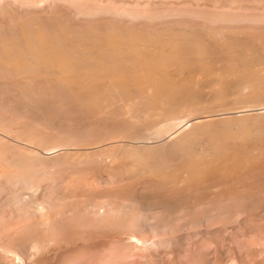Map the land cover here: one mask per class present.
<instances>
[{"label":"bare ground","instance_id":"6f19581e","mask_svg":"<svg viewBox=\"0 0 264 264\" xmlns=\"http://www.w3.org/2000/svg\"><path fill=\"white\" fill-rule=\"evenodd\" d=\"M225 1H227V0H225ZM225 1L223 2V0H222L223 4L226 3L229 6H232L231 5L232 3H228V1L227 2H225ZM232 1L234 4H238V5L240 4V6H242V8H244V9L249 8V6H251V7L253 6V8L256 7L259 9L264 8V0H237V1L232 0ZM19 2H20V0H19ZM230 2H231V0H230ZM106 4H108V3H106ZM236 7H237V5H236ZM23 9H24V6H23ZM16 10L17 9H15V11ZM4 11H5V9H4ZM16 12H18V11H16ZM3 14H8V16L7 15L6 16L8 17L10 23L7 25L8 27L3 26L2 23L0 24V92L2 94H3V92H10L14 98H16L20 101V103L22 100L23 102H25L24 105L27 103L26 106H28V104L30 106H33L34 107L33 110L35 111V113H37V111L40 112V113H38L39 116L42 115L41 111L48 113V115L53 114L51 116L52 118H54L53 117L54 114L57 115L58 119H60L58 117V115L61 116L62 119L64 118V121L62 120V123L58 122L60 124H63L64 122H67V123H69L70 121L72 122L74 120V119L73 120L71 119L72 116L75 113H78L77 115H78V117L80 116L81 121L82 120H83V122L84 121H86V122H88V121L92 122L93 121V124L94 123L100 124V125H98L99 130L101 129L100 131H105L104 133L98 132V134H96L97 133L96 132L95 135L93 134L94 137L88 136V139L85 136L84 137V139L86 138L85 140L82 139L79 141L74 140V138H72L73 139L72 140L70 138H66L67 136H65V137L62 136V137L57 138V140L54 142V145H52L53 141L51 142V144H49L51 136L49 137V142H48V141H46L48 139L44 138L43 137L44 134L42 133L43 134L42 138L44 140L46 139L45 141L42 140V148L46 149L47 151L52 152L53 150L56 151L57 147L61 148V146H59L57 144H60L62 146H66V147L67 146L70 147V143H72V142L74 143L75 148H76L75 152H74L75 149L72 150L73 152L69 151V152H71L69 154H68V152L63 151L69 155L68 156V155L64 154L65 157L68 156L66 159L68 161H70L69 163L72 166L82 168L83 166L88 165L89 166L88 170H92L93 173H90V171L88 172V170L86 172L90 173V174H94V172H95V174H96L94 176L95 179L101 180V181L105 179L104 176H106V175H107L106 177L113 179V177H115L114 174L116 172L117 173L119 172V174H117V176L118 175L120 176L121 171H119V170H124L123 172L126 173L127 178L131 179L133 177L132 179H134V177L135 178L139 177V179L140 178L145 179L146 183L149 182V184L147 185L146 183H143V181H142L143 185L146 184V186H147V187L145 186L146 189L144 186L142 187V189L144 188L143 191H144L145 195L148 196L147 194H150L151 198H156V196L160 197L163 194H165V195H163L161 198H164V196L167 197L168 195L170 197V195H177L178 194L177 196H181V198L174 196L175 199H176V197L179 199H182L183 198L182 191L187 190L186 194H185V191H183V194H185L184 198H189L188 196L193 195L192 198H194V199L197 198L196 200H199V198H200L199 196L201 195L202 192H203L202 195L204 196V194H206L207 191H209V193L205 195L206 197H210L211 195L215 196L216 194H215L214 190L216 188H219V187L222 189L226 188V186L229 183H231L232 187H233V184H235L236 181H238V179H240V178L244 179L245 178L244 175L247 173V170H249V172H251V169L253 171V168H256L259 165L261 166L264 164V38H261L260 36H255V35L250 36L249 34H248L249 35L248 36L247 33H249V32H247V31H246L247 33L246 32L242 33L239 31L240 32L239 34H236L238 32L234 31L236 34L235 36H232V35H234L233 34L234 32H232V34H231L227 30L226 31L228 33L227 32H226V34L223 33V34H225L223 36H219V34H221L222 31L221 32L215 31V32H217V34L214 32H211V31L204 32V34H201L203 32H201V31L196 32L197 28L195 30V29H193L195 27H190V26H188V24H187V26L189 27V29L187 28V26H186V28H187L186 29L185 27H182V26L179 27L177 25H176L177 27H174L172 25L167 26V25H160V24H159V26H153L154 25L153 22L152 23L150 22L152 24V26L150 24V25H148L149 27H144L143 29L142 28L138 29V28H133V27H127V26L114 27V26H112L114 24H112V25H108V24L105 25L104 24L105 26L103 25L104 27L101 28L100 26L94 25V24H91V25L89 24V25H85V26L80 24L81 26L80 25L72 26V24L70 25L68 23L69 21L66 22L63 19V17L60 15H58V16L56 15L55 19L51 18V20H49V22H46V21H48V19L46 21L44 20V23H43V22H41V20L38 21V20H36V18H34L32 16H31L32 18H29V17L25 18V16L22 17V16H20L21 13L19 15V13L16 14V13H14V11H12V12L8 11V13H3ZM155 15H154V17H155ZM35 16H37V14ZM146 16H148V15H146ZM191 16H194V15L191 14ZM194 17H196V16H194ZM225 17H224V19H225ZM103 18H104V16H103ZM219 19H221V18H219ZM227 19H229V18L227 17ZM154 20H155V18H154ZM207 20H209V19H207ZM132 21L134 22V20H132ZM138 22H140V21H138ZM196 22H197V20H196ZM229 22H230V20H229ZM244 23L246 24V22H244ZM212 24H213V22H212ZM235 25H237V23ZM201 30H203V29H201ZM228 34H230V35H228ZM260 34L261 33H259V35ZM256 35H257V33H256ZM263 37H264V35H263ZM1 93H0V96H2ZM3 95H6V94H3ZM4 97H6V96H4ZM9 99H11V97ZM28 108H30V107H28ZM32 108H30V109H32ZM17 110L19 111V109H17ZM29 111H30V113L33 112L32 113L33 115H31L28 112L31 115V116L29 115L30 118H32V116H34L35 113L32 110H29ZM28 113H27V115H28ZM38 114H36V115H38ZM43 114H45V113H43ZM0 115H1V112H0ZM45 115H46L45 118L48 117L47 114H45ZM50 115H49V117H50ZM77 115H75V116H77ZM35 116H34V119H35ZM0 117H3V116H0ZM5 117H3V118H5ZM51 117H50V119H51ZM78 117H77V120H79ZM26 118H28V116ZM5 119L8 120L7 118H5ZM32 119H30V121ZM22 120H23V118H22ZM28 121H29V119H28ZM35 121H36V119H35ZM39 121H40V118H39ZM41 122L42 121H40L39 123L41 124ZM43 122H46V121L43 120ZM81 123H76V124L81 125ZM30 124H31V122H30ZM37 124H38V121H37ZM50 124H52V122H50ZM56 124L54 125V128L55 127L57 129L61 128L58 125L56 126ZM82 124H84V123H82ZM182 124H184V126H186L185 130H182V131L180 130L179 134H177L176 136L173 137V142H172L171 146L168 145V146H170V148H169V151L167 153H166V151H165V153L162 151L165 149H162V150L157 149L156 151H154V149H156L158 147L157 145H156L157 147H155V145H153L155 147L154 148V147H150L149 145H148L149 147L148 146L146 147V146H144L145 144L144 145L134 144V142L138 141L139 139H141V141H142L143 138H141V137H143L147 134L151 135L152 133L156 132V133H160V134H158V136H159V135H162L166 132H169L172 128L175 129V126H177V125L180 126ZM3 125H5L4 122H3ZM67 125L69 126L70 124H67ZM72 125H75V124H72ZM0 126H1V124H0ZM94 126H93V128L90 127V129L92 128V130H94ZM10 127H12V126H10ZM71 127H73V126H71ZM6 128L7 127H5V129ZM17 128L18 127H16V129ZM24 128H21L20 130H22ZM26 128H27V125H26ZM29 128H31V127H29ZM56 128L54 130H56ZM16 129H14V131ZM34 129H32V130H34ZM53 129H51V130H53ZM66 129L67 128H65L63 130H65V132H66ZM77 129H79V128L77 127ZM82 129L79 131H82ZM95 129H97V126ZM37 130H39V129H37ZM45 130H47V129H45ZM60 130L63 132L62 129H60ZM75 130H76V128H75ZM1 131H3V129ZM26 131H28V130H26ZM29 131H31V130H29ZM58 131H59V129H58ZM76 131H75V133H76ZM17 132L21 133V131H17ZM37 132L39 133L40 131H37ZM6 133L7 132H5V134ZM32 133H33V131H32ZM38 133H36V135ZM48 133H49V131H48ZM68 133H70V131ZM81 133H84V132H81ZM101 133H103V135L100 136ZM105 133H107V134L105 135ZM22 134L24 135V133H22ZM39 135H40V133H39ZM59 135H61V134H59ZM155 136H157V135H155ZM11 137H13V136L11 135ZM35 137H37V136H35ZM70 137H72V136H70ZM148 137H150V136H146V138H148ZM166 137H169V136H166ZM28 139L30 140L31 138H28ZM51 140H53V139H51ZM120 140H122V142H120ZM39 141H38V143H39ZM107 141L112 142V143L109 142L110 146H105V145H107L106 144ZM126 141H128V142H126ZM56 142H57V144H56ZM40 143H41V141H40ZM9 144H11V143H9ZM35 144H37V143H35ZM39 145H41V144H39ZM19 146H21V144ZM28 146H29V144H28ZM35 146H38V145H35ZM21 147H24V146H21ZM7 148L9 149L10 147H7ZM19 148H18V150H16V152L17 151L20 152ZM29 148L27 147V149H29ZM77 148H79V149H77ZM27 149H26V151H27ZM32 149L34 150V147ZM32 149L30 148L29 151L23 152L22 154L18 153L19 156H17V157H15V155H14L15 153H12L14 156L12 159L9 160L6 157L3 160L7 159L6 161L7 162L9 161L10 165L14 164L13 167L16 166L17 164H20L23 161L27 164H25V165L23 164V166L17 165L16 167H18V166L26 167L28 164H30V165H33L32 168L34 169V166H35L34 163H37V162L39 164L46 165L45 162H47L46 160L48 159L49 156L48 157L46 156L47 158L44 157V155H43L45 153V152L43 153L44 149L41 150L43 154H41L38 151V150H40L38 148H37V152L33 151ZM69 149H71V147ZM69 149H67V150H69ZM24 150H25V147H24ZM5 152H7V151H5ZM51 152L49 154H51ZM40 154H41V156H40ZM57 155L58 154H56V156ZM165 155L167 157H165ZM59 156H58V160H59ZM10 157H12V155ZM54 157H55V155H54ZM167 158H170L169 161H167ZM0 162H1V160H0ZM52 162H53V160H52ZM61 162H63V161H61ZM53 163H52V165H54ZM38 165L36 167H38ZM100 165H102V166L106 165V171L109 168V173L103 174V173H105L104 172L105 169L102 170L103 172H101L100 171V169H101ZM1 167H2V165H1ZM8 167H12V166H8ZM119 167H121L122 169L121 168L119 169ZM27 168H29V167L27 166ZM32 168H30V170ZM39 168H41V167H39ZM47 168H49V167H47ZM73 169H76V168H73ZM70 170H72V168ZM5 171H7V169H4V174H5ZM23 171H26V170H23ZM48 172H50V171H48ZM66 172H68V171H66ZM249 172H248V174H249ZM253 172H255V171H253ZM9 173L10 172L6 173V176H9ZM21 173H24V172L21 171ZM27 173L29 174V172H27ZM45 173H47V172H45ZM18 174L19 173H17L16 177H19ZM41 174H42V172H41ZM250 174H252V173H250ZM253 175L254 174H252V176ZM11 176H13V175H11ZM11 176H9V178H11ZM33 176H34V174H33ZM16 177L14 176V178H16ZM21 177H20V179H22ZM25 177H26V175H25ZM31 178L33 179V177H31ZM115 178H114V181H116ZM23 179H24V177H23ZM75 179H77V178H75ZM16 180H19V179H16ZM52 180H54V178ZM66 181H68V180H66ZM114 181H113V184L111 185L112 187L115 184ZM245 181H246V178H245ZM0 182H1V180H0ZM11 182H12V180H11ZM19 182H17V183L19 184ZM22 182L24 184L25 181H22ZM27 182L29 183L30 179ZM27 182H25V184H24L25 186H29V184H27ZM103 182H105V181H103ZM238 182H240V181H238ZM242 182H244V181H242ZM32 183H31V186L34 185ZM46 183H48V182H46ZM62 183H64V182H62ZM110 183H112V181H110ZM244 183H246V182H244ZM258 183H259V181H258ZM23 184L21 186H23ZM78 184H79V182H78ZM108 184L109 183H107V185ZM135 184H136V182H135ZM243 184H241V185H243ZM73 185H75V184H73ZM129 185L126 187H129ZM230 185H228V187ZM239 185H240V183H239ZM2 186H4V185H2ZM6 186H7V183H6ZM17 186L18 185H16V187ZM250 186L245 187V189L251 188V187H253V189H254V185L251 187ZM262 186L263 185H261V187ZM16 187L14 188L15 190H16ZM30 187L28 190L29 193H30ZM133 187L130 186V189ZM228 187L226 188L227 190L229 189ZM255 187L259 188V185L257 186V184H256ZM21 188L25 189L26 187L23 186ZM31 188L33 189V187H31ZM121 188H122V186H121ZM260 188L258 190H260ZM32 189H31V191H32ZM127 189H129V188H127ZM253 189L252 190L249 189L248 191L251 190V193H253L254 191L257 192V190H253ZM18 190H19V188H18ZM134 190L135 189H133L132 191L134 192ZM188 190L190 192L189 193L190 195L188 194ZM212 190H213V192H212ZM227 190H226V192L224 190L223 191L228 195L229 192H227ZM232 190L229 189L230 193L232 192ZM234 190H237V189H234ZM262 190H264V189H262ZM3 191H5V189ZM105 191L107 192V189ZM112 191H114V190H112ZM132 191L128 192V190H127V194L130 193V195L128 194L129 198L131 195H133ZM136 191H137V189H136ZM210 191L214 194H212ZM248 191H246L247 194L249 193ZM119 192L121 193L122 190L118 191V193ZM155 192L157 193V194H155L156 196L154 195V197H152ZM159 192H162L161 195L160 194L158 195ZM220 192H222V191L219 190V194H220ZM256 192L253 194L255 195ZM259 192L263 193V191L262 192L259 191ZM0 193H2V192H0ZM9 193H11V192H9ZM35 193H36V191H35ZM37 193H38V191H37ZM73 193H75V192H73ZM88 193H90V192H88ZM110 193H111V191H110ZM116 193L114 195L115 197H116ZM122 193H125V192H122ZM139 193H141V190ZM179 193H180V195H179ZM225 193L223 195H226ZM234 193L236 194L235 191H234ZM241 193L243 196V194L245 192H241ZM12 194H11V196L12 197L14 196V199H15V201L12 200L14 202V204L15 205H17V204L24 205L25 211L26 210L31 211V208L34 207V206H32L30 208V206H28L30 201H26L29 203H24L25 199H24L23 191H21L19 194H18V191H17V194H16V192L14 193L15 195H12ZM138 195H137V197H138ZM142 195H144V194L141 193V196ZM186 195H187V197H185ZM259 195L260 194H258V196ZM262 195H264V194H261V196ZM25 196L27 197V195H25ZM31 196H34V195H31ZM36 196H38V195L36 194ZM196 196H198L199 198ZM12 197H9L8 199H10ZM34 197L33 198L30 197V198L34 199ZM145 197L142 196V198H144V199L140 198V200L145 201ZM206 197H205V200L207 202ZM211 197H213V196H211ZM211 197L208 198V200L211 199ZM215 197L218 198L217 196H215ZM245 197H248V196H245ZM82 198H84V197H82ZM170 198H173V197H170ZM147 199L149 200L150 196ZM167 199H164V200L168 201ZM194 199H191V200L194 202L195 201ZM0 200H1V198H0ZM52 200H53V198H52ZM189 200H187V202H189ZM201 200L205 201L204 198H202ZM201 200H199V201H201ZM216 200H214L213 203H215ZM12 201H10V202H12ZM72 201H74V200H72ZM91 201H90V203H92ZM101 201H103V200H101ZM152 201H154V200L152 199ZM180 201H179V203L182 202V201L181 202ZM192 201H191V204L193 205L194 203H192ZM199 201H197V203ZM40 202H42V201H40ZM97 202H98V204H96L97 208L100 207L101 205L103 206V203H99V201H97ZM169 202L170 201H168V203ZM210 202L211 201H209V203ZM115 203H116V201H115ZM117 204H118V202H117ZM119 204L117 206L116 204L113 203L111 205V207H112V209L115 208L118 210V212L120 213L121 219H122L121 213L122 214L125 213V214H127V216L129 215L135 219L139 216H140L139 218L141 220L145 219L144 214L146 213L147 210L143 214L144 217H142V214L140 212L141 209H138V207H136L135 205H132V204L128 205V204H123V203L120 205ZM181 204L183 206V202ZM20 205H17V206L19 207ZM32 205H34V204H32ZM88 205H89V202H88ZM105 205H104V208H102L104 210H105ZM159 205H161V204H159ZM177 205L178 204H176V206ZM43 206H45V205H43ZM69 206H70V204H69ZM75 206H76V203H75ZM83 206H84V204H83ZM185 206H187V205H184V207ZM194 206H195V204H194ZM213 206H214V204H213ZM9 207H11V206H9ZM21 207L22 206L19 207L20 210H18V213L21 211ZM94 207H95V205H92L93 209H94ZM107 207H110V206H107ZM178 207H179V205H178ZM3 208H5V207H3ZM35 208L36 207H34L33 212H39V211H37L38 209L35 211ZM37 208H38V206H37ZM173 208H174V206H173ZM22 209H23V207H22ZM46 209H48V208L46 207ZM60 209L58 210V212L60 211ZM67 209L68 208H66V210ZM83 209H85V208H83ZM171 209H169L170 212H171ZM177 209L175 211H177ZM32 210H33V208H32ZM40 210H41V208H40ZM107 210H110V208ZM167 210L168 209H166V211ZM78 211H80V209ZM90 211H91V209H90ZM14 212H12V213H14ZM49 212H47V214ZM55 212H57V210ZM101 212H102V210H101ZM18 213H16V214H18ZM40 213H38V214H40ZM168 213L169 212H167V214ZM23 214H22V216H23ZM27 214H29V213H27ZM31 214H32V211L29 215H31ZM75 214H77V213H75ZM75 214H73V215H75ZM178 214L179 213H177V215ZM185 214H186V212H185ZM97 215H99V214H97ZM116 215H119V214H116ZM45 216H44V219L39 220L40 221L39 224H41L39 226H41V227L46 226V228L51 229L50 231L54 230L55 227L53 229V228H51V226H55V225H52L53 221L55 220V219H53V217H55V216L52 215L50 217L47 215V217L48 218L50 217V219L52 218L53 221H49L48 218L46 220ZM84 216H85V214H84ZM95 216H96V214H95ZM159 216H161V214ZM25 217H28V215ZM40 217H41V215H40ZM40 217L38 219H40ZM57 217H59V215ZM80 217H83V216H79V219H80ZM147 217H149V216H147ZM35 219L37 221V218H35ZM121 219H120V221H121ZM135 219L134 220L132 219L133 221H131V219H130V224H129L130 229H128V230L132 231V229H133L134 233L136 230L141 235V233L143 232L142 231L143 229L141 230L139 227H141L142 224L140 223L141 224V226H140V224L137 223L135 221ZM161 219H163V218H161ZM12 220H14V219H12ZM56 220H58V219H56ZM65 220L66 219H64L63 221H65ZM81 220H83V219H81ZM81 220H79V221H81ZM114 220L112 219V222ZM136 220H138V218ZM148 220L149 219H146L144 221L147 222ZM153 220H155V219H153ZM158 220H160V218ZM25 221H26V219H25ZM36 221L34 220L32 225H34L35 223H38V221L37 222ZM41 221L43 223V226H42ZM95 221H96V219H95ZM7 222H8V220H7ZM18 222H19V220H18ZM23 222H24V220H23ZM30 222H32V221H30ZM60 222H62V221H60ZM90 222L92 223L93 221H90ZM114 222H116V220ZM55 223H56V221L54 222V224ZM77 223H78V225L81 224L80 222H77ZM151 223H152V221H151ZM159 223H160V221H159ZM24 224H25V222H24ZM63 224L65 225V223H63ZM67 224H68V222H67ZM85 224H86V222H85ZM104 224H105V222H104ZM115 224L117 225V223H115ZM36 225L37 224H35V226ZM29 226H30V223H29ZM29 226H28V224H27V227L25 225V227L27 229H30ZM35 226L34 227L31 226V227L34 229H36V228L40 229L41 228L38 225H37L38 227L37 226L35 227ZM100 227H102V226H100ZM148 227H150V226H148ZM17 228H20V226H18ZM89 228H91V226ZM113 228H115V227H113ZM7 229H8V227H7ZM23 229H24V227H23ZM59 229H60V227H59ZM11 230H13V229H11ZM99 230H100V228H99ZM119 230H120V228H119ZM140 230L142 232H140ZM6 231H8V230H6ZM27 231H29V230H27ZM48 231H49V229H48ZM54 231L56 232V230H54ZM86 231H88V230H86ZM151 231H153V230H151ZM31 232H30V234H31ZM83 232H84V230H83ZM33 233H34V231H33ZM27 234H29V233L26 232V235ZM90 234L91 233H89V235ZM115 234L116 233H114V235ZM73 235H72V238L76 237ZM76 235H78V234H76ZM83 235L84 234H82V236ZM86 235H88V234H86ZM48 236H49V234H48ZM80 236L78 238H80ZM4 237L5 236H3V238ZM32 237L34 238V235ZM32 237L23 238V239L27 240V242L25 240L24 241L22 240L23 242H25V243L22 242L23 245L28 244L31 249L32 248H33V250L38 249L37 251L40 252L42 250V248H40V245H41L40 242L37 243V241H39V240L35 237L37 239L35 241V238L33 240ZM37 237L41 238V236H37ZM87 237H85V238H87ZM128 237H130V236H128ZM134 238H135V236H134ZM8 239L10 240V238H8ZM46 239H47V236H46ZM41 240L43 242H46L45 239L44 240L41 239ZM135 241H137V239ZM57 242H58V240H57ZM77 242L79 243L80 241H77ZM120 242H121V240H120ZM0 243H2V242H0ZM14 243H15V241H14ZM36 243L38 244V246L35 245ZM61 243H63V242H61ZM68 243H69V241H68ZM9 244H10V242H9ZM23 245H22V247H24ZM130 245H132V244H130ZM41 246H43V245H41ZM46 246H48V245H46ZM37 247H39L41 250H39V248H37ZM17 248H16V246L15 247L14 246L9 247V250L6 253V257H8V258L9 257H17L18 261L20 260L22 263V261H24V259L20 256V254L17 253V251H16ZM30 248H28V249H30ZM7 249H8V246H7ZM24 249L26 250V247ZM43 250H46V249H43ZM43 250H42V252H43ZM20 251L23 252V249ZM37 251H35V252H37ZM58 253H60V252H58ZM64 253H66V252H64ZM38 254L41 255V253H38ZM21 255H23V254H21ZM27 257L25 260H27ZM32 257L34 258V256H32ZM71 258H72V256H71ZM61 259L62 258H60L59 260L61 261ZM11 260H10V262L13 261L12 263L7 262L5 264H8V263L9 264H16L17 261H15V263H14L15 259H13L12 261ZM62 261L66 262L65 259ZM0 263H1V261H0ZM48 264H49V262H48ZM52 264H53V262H52Z\"/></svg>","mask_w":264,"mask_h":264},{"label":"rangeland","instance_id":"374dc122","mask_svg":"<svg viewBox=\"0 0 264 264\" xmlns=\"http://www.w3.org/2000/svg\"><path fill=\"white\" fill-rule=\"evenodd\" d=\"M144 1V2H143ZM225 0H223L224 2ZM228 3H232L231 5L233 6H229L228 4L222 2V0H0V24L2 23L3 26L8 27L7 25L10 23L9 19H8V14H3V13H8V11H14V13L24 17L25 18H36V20L43 22L44 20L46 21L48 19L49 20L55 19L56 15H60L63 17V19L72 26H77V25H98L101 28L104 27L106 24L108 25H112L114 27H118V26H127V27H133V28H144V27H149L148 25H150L153 22V26H159L160 25H172L174 27H185L190 26V27H195L193 29L196 30V32H203L201 34H204V32H214L217 34V32H221V34H219V36H223L226 34L227 31H229V33L232 34V32H238L236 34H239L240 32H249L247 33V35L249 34L251 35H255V36H260L261 38L263 37V33H264V8L263 9H259L253 6H249V8H242V6H240V4H234L233 1L231 0H227ZM225 1V2H227ZM237 1V0H236ZM27 2V3H26ZM108 3V4H106ZM123 3V4H122ZM204 3V4H203ZM216 3V4H215ZM235 5V6H234ZM237 5V7H236ZM24 6V9H23ZM151 6V7H150ZM156 8H155V7ZM225 6V7H224ZM27 8V9H26ZM29 8V9H28ZM237 8V9H236ZM252 8V9H251ZM3 9V10H2ZM5 9V11H4ZM15 9H17L16 12ZM210 9V10H209ZM258 9V10H257ZM2 10V11H1ZM229 10V11H228ZM255 10V11H254ZM25 12V13H24ZM38 12V13H37ZM30 13V14H29ZM33 13V14H32ZM58 13V14H57ZM156 15H155V14ZM196 16H191V14ZM248 13V14H247ZM23 14V15H22ZM37 14V16L35 15ZM39 14V15H38ZM199 14V15H198ZM7 15V16H6ZM41 15V16H40ZM123 15V16H122ZM148 15V16H146ZM155 15V17H154ZM32 16V17H31ZM52 16V17H51ZM97 16V17H96ZM104 16V18H103ZM204 16V17H203ZM221 16V17H220ZM226 16V17H225ZM7 17V18H6ZM54 17V18H53ZM189 17V18H188ZM200 17V18H199ZM211 17V18H210ZM225 17V19H224ZM227 17L229 19H227ZM262 17V18H261ZM38 18V19H37ZM42 18V19H41ZM106 18V19H105ZM122 18V19H121ZM124 18V19H123ZM153 18V19H152ZM155 18V20H154ZM158 18V19H157ZM186 18V19H185ZM188 18V19H187ZM191 18V19H190ZM217 18V19H216ZM221 18V19H219ZM241 18V19H240ZM142 19V20H141ZM161 19V20H160ZM171 19V20H170ZM199 19V20H198ZM209 19V20H207ZM216 19V20H215ZM235 19V20H234ZM240 19V20H239ZM244 19V20H243ZM248 19V20H247ZM254 19V20H253ZM259 19V20H258ZM261 19V20H260ZM107 20V21H106ZM134 20V22L132 21ZM153 20V21H152ZM165 20V21H164ZM197 20V22H196ZM215 20V21H214ZM221 20V21H220ZM230 20V22H229ZM140 21V22H138ZM217 21V22H216ZM223 21V22H222ZM258 21V22H257ZM5 22V23H4ZM97 22V23H96ZM102 22V23H101ZM146 22V23H145ZM151 22V23H150ZM165 22V23H164ZM213 22V24H212ZM215 22V23H214ZM225 22V23H224ZM232 22V23H231ZM246 22V24L244 23ZM77 23V24H76ZM100 23V24H99ZM176 23V24H175ZM179 23V24H178ZM205 23V24H204ZM210 23V24H209ZM231 23V24H230ZM237 23V25L235 24ZM6 24V25H5ZM105 24V25H104ZM118 24V25H117ZM157 24V25H156ZM207 24V25H206ZM209 24V25H208ZM226 24V25H225ZM80 25V26H81ZM104 25V26H103ZM177 25V26H176ZM196 25V26H195ZM224 25V26H223ZM152 26V24H151ZM187 26V28L189 29V27ZM239 26V27H238ZM216 27V28H215ZM186 28V29H187ZM205 28V29H204ZM141 29V30H142ZM191 29V28H190ZM200 29V30H199ZM203 29V30H201ZM225 29V30H224ZM206 30V31H205ZM214 30V31H213ZM224 30V31H223ZM227 30V31H226ZM194 31V30H193ZM217 31V32H215ZM231 31V32H230ZM240 31V32H239ZM235 32L233 33L235 36ZM225 33V34H223ZM228 33V32H227ZM251 33V34H250ZM255 33V34H254ZM257 33V35H256ZM259 33H261L259 35ZM230 35V34H228ZM248 35V36H249ZM1 93V92H0ZM10 95H9V94ZM2 94V93H1ZM6 94V95H3ZM2 96H0V112L1 115L5 118H7L8 120H6L3 117H0V264H5L7 262L12 263L13 259L14 263L15 261L16 264H264V195L261 196V194H264V164L263 165H259L256 168H253V172L251 169V172H249V170H247V175L245 174V178L242 179H238V181H236L235 184L229 183L228 185H230L228 187V185L226 186V188L228 187L230 190H232V194L230 193L229 189L227 190L226 188H216L215 191V196H217L218 198H216L214 195H211L213 197H211V199L208 200V198L210 197H206L205 195L209 193V191H207L206 194H204V196L201 195L198 197L199 200H201L202 198L205 197L207 199L203 201H199L196 200L197 198H192V196H188L189 198H184V195L187 193V190H183L185 191V194H183L182 191V199L181 196H177V195H169L166 197L164 196V198H161L163 195H161L162 192H159L158 195L160 194L161 196L158 197L155 194H157L156 192L153 194L152 197H154V195L156 196V198H151L150 194H147L148 196L145 195L142 187L146 186V184H149V180L147 181L148 183H146L145 179H142L139 177L134 179H130L127 178V175L125 172H123L124 170H119L120 172V176L118 177L117 174H119V172L115 173L113 177V179H110L106 176L104 180H97L95 179V172L94 174H90L93 173L92 170H88L89 166L85 165L82 168L80 167H74L72 166L66 158L69 156L68 154L73 152L72 150H74V152L76 151L75 145L74 143H70V147L71 149H69V146H62L60 144H56L61 146L57 147L56 149L58 150H53L51 151H47L46 149L42 148V140H44L42 138V135L44 138L48 139L46 141L49 142V137H50V143L52 142V145H54V142L57 140V138L62 137V136H67L66 138H74V140L79 141L84 139V137L86 136V138L88 139L89 137H94L95 133L98 134V132H105V131H100L98 128L97 123L93 124V121L90 123L80 120V116L78 117V113H75L72 116V122L70 121L69 123L64 122L62 123V120L64 121V118L62 119L61 116L58 115V117L60 119L57 118V115L54 114V118H52L51 116L53 114H49L46 112H42L39 116L38 112L35 113V111L33 110L34 107L30 106L27 103L24 105L25 102H23L21 100V103L18 99L14 98L13 95L10 92H3ZM8 94V95H7ZM12 95V96H11ZM6 96V97H4ZM10 96L11 99H9L8 97ZM5 99V100H4ZM13 99V100H12ZM15 99V100H14ZM14 102V103H13ZM23 104V105H22ZM7 105V106H6ZM9 106V107H8ZM14 106V107H13ZM20 106V107H19ZM24 106V107H23ZM7 107V108H6ZM32 109H30V108ZM12 108V109H11ZM19 109V111L17 110ZM3 110V111H2ZM17 110V111H16ZM28 110V111H27ZM29 110L34 111L35 115V119L34 116H32V118H30L31 115H33L32 113H30ZM27 111V112H26ZM31 114H29V113ZM28 113V115H27ZM48 115V117L45 118V114ZM15 114V115H14ZM10 115V116H9ZM13 115V116H12ZM20 115V116H19ZM28 118H26L27 116ZM30 115V116H29ZM56 115V116H55ZM77 115V116H75ZM16 116V117H15ZM39 116V117H38ZM37 117V118H36ZM74 117V118H73ZM76 117V118H75ZM77 117L79 120H77ZM13 120H12V119ZM23 118V120H22ZM26 118V119H25ZM39 118L41 124L39 123ZM44 118V119H43ZM4 119V120H3ZM29 119V121H28ZM30 119H32L30 121ZM46 122H43V120ZM57 119V120H56ZM27 120V121H26ZM34 120V121H33ZM49 120V121H48ZM54 120V121H53ZM60 120V121H59ZM77 120V121H76ZM9 121V122H8ZM11 121V122H10ZM38 121V124H37ZM75 121V122H74ZM3 122L5 125H3ZM22 124H20V123ZM28 122V123H27ZM31 122V124H30ZM33 122V123H32ZM48 122V123H47ZM50 122H52V124H50ZM60 122V123H58ZM84 124H82V123ZM86 122V123H85ZM7 123V124H6ZM9 123V124H8ZM27 123V124H26ZM36 123V124H35ZM57 123V124H56ZM70 124L69 126L67 124ZM76 123H81L80 124H76ZM24 124V125H23ZM34 124V125H33ZM43 124V125H42ZM50 124V125H49ZM56 124V126L58 125L61 128H56V130H54V125ZM66 124V125H65ZM75 124V125H72ZM27 125V128H26ZM33 125V126H32ZM95 125V126H94ZM4 128H3V127ZM9 126V127H8ZM12 126V127H10ZM44 126V127H43ZM73 126V127H71ZM80 126V127H79ZM94 126V130H92ZM97 126V129H95ZM2 127V128H1ZM5 127H7L5 129ZM16 127H18L16 129ZM25 127V128H24ZM31 127V128H29ZM47 127V128H46ZM63 127V128H62ZM70 129H69V128ZM77 127L79 129H77ZM87 127V128H86ZM90 127H92L90 129ZM100 127V126H99ZM184 124L182 125H177L175 126V129L172 128L169 132H166L162 135H159L160 133H152L147 134L139 139L138 141H133L134 144L136 145H144V146H150V147H154L153 145H155V147H157L156 149H154V151H156L157 149L162 150L164 153L166 151V153L169 151V148L173 142V137L176 136L177 134H179L180 130H185ZM12 128V129H11ZM16 129L14 131V129ZM21 128H24L22 130H20ZM29 128V129H28ZM35 128V129H34ZM54 128V129H53ZM66 129L65 130L63 129ZM76 128V130H75ZM83 128V129H82ZM177 128V129H176ZM182 128V129H181ZM3 129V131H1ZM8 129V130H7ZM34 129V130H32ZM39 129V130H37ZM47 129V130H45ZM53 129V130H51ZM62 129L63 132L60 130ZM82 131H79L81 130ZM86 129V130H85ZM25 130V131H24ZM28 130V131H26ZM31 130V131H29ZM43 132H42V131ZM92 132H91V131ZM104 130V129H103ZM177 130V131H176ZM7 132L5 134V132ZM14 131V132H13ZM17 131H21V133L17 132ZM23 131V132H22ZM33 131V133H32ZM37 131H40V135ZM49 131V133H48ZM70 131V133H68ZM76 131V133H75ZM3 132V133H2ZM12 132V133H11ZM47 132V133H46ZM59 132V133H58ZM61 132V133H60ZM78 132V133H77ZM84 132V133H81ZM89 132V133H88ZM94 132V133H93ZM175 132V133H174ZM9 133V134H8ZM14 133V134H13ZM24 133V135L22 134ZM27 133V134H26ZM36 133H38L36 135ZM43 133V134H42ZM81 133V134H80ZM103 133L100 134L103 135ZM20 134V135H19ZM49 136H48V135ZM51 134V135H50ZM53 134V135H52ZM61 134V135H59ZM85 134V135H84ZM90 134V135H89ZM94 134V135H93ZM107 133H105L106 135ZM169 134V135H168ZM11 135L13 137H11ZM30 135V136H29ZM34 135V136H33ZM56 135V136H55ZM58 135V136H57ZM74 135V136H73ZM157 135V136H155ZM173 135V136H172ZM23 136V137H22ZM25 136V137H24ZM28 136V137H27ZM37 136V137H35ZM72 136V137H70ZM146 136H150L148 138H146ZM169 136V137H166ZM7 137V138H6ZM41 139H40V138ZM76 137V138H75ZM80 139H79V138ZM166 137V138H165ZM172 137V138H171ZM7 140H6V139ZM28 138H31L30 140ZM34 138V139H33ZM39 138V139H38ZM85 138V139H86ZM152 138V139H151ZM165 138V139H164ZM15 139V140H14ZM53 139V140H51ZM78 139V140H77ZM84 139V140H85ZM146 139V140H145ZM151 139V140H150ZM157 139V140H156ZM172 139V140H171ZM14 140V141H13ZM36 140V141H35ZM39 143H38V141ZM44 140V141H45ZM73 140V139H72ZM145 140V141H144ZM13 143H12V142ZM16 141V142H15ZM31 141V142H30ZM115 141V140H114ZM144 141V142H143ZM112 143L111 141H107L105 146H110V143ZM120 142H122V140H120ZM128 142V141H126ZM138 142V143H137ZM11 143V144H9ZM17 143V144H16ZM19 143V144H18ZM27 143V144H26ZM37 143V144H35ZM149 143V144H148ZM21 144V146L25 147H21L19 146ZM29 144V146H28ZM41 144V145H39ZM109 144V145H108ZM129 144V143H128ZM133 144V145H134ZM147 144V145H146ZM159 144V145H158ZM17 145V146H16ZM33 145V146H32ZM38 145V146H35ZM56 145V146H57ZM74 145V146H73ZM157 145V146H156ZM170 145V146H168ZM6 146V147H5ZM73 146V147H72ZM104 146V147H105ZM148 146V147H149ZM3 147V148H2ZM7 147H10L9 149ZM20 147V148H19ZM27 147L29 148H33V151L37 152V148L40 149L38 150L41 154H43L44 152V157H48V159L46 160L47 162H45L46 165H42V164H38L34 163V169L32 168L33 165L28 164L27 166L29 168L26 167H16L17 165H21L23 166V164H27L23 162H21L20 164H17L16 166L13 167V165L9 164V161L7 162V159H12L14 156L12 153H15V157L19 156V154H22L23 152H27L30 150L27 149ZM40 147V148H39ZM20 150V152H16V150ZM42 148V149H41ZM60 148V149H59ZM73 148V149H72ZM4 149V150H3ZM8 149V150H7ZM15 151H14V150ZM27 149V151H26ZM44 149V150H43ZM69 149V150H67ZM79 149V148H77ZM22 150V151H21ZM43 150V153L42 151ZM7 151V152H5ZM9 151V152H8ZM47 151V152H46ZM63 151L68 152L65 153ZM71 151V152H69ZM109 151V150H108ZM11 152V153H10ZM38 152V153H39ZM51 152V154H49ZM62 152V153H61ZM2 153V154H1ZM19 153V154H18ZM53 153V154H52ZM40 154V156H41ZM56 154H58L56 156ZM62 154V155H61ZM68 155V156H64ZM7 155V156H6ZM12 155V157H10ZM42 155V156H43ZM55 155V157H54ZM60 155V156H59ZM58 156H59V160H58ZM4 157V158H3ZM7 157L6 160H3ZM46 157V158H47ZM165 157H167L165 155ZM65 160H64V159ZM63 159V160H62ZM170 158H167V161H169ZM3 160V161H2ZM14 160V159H13ZM51 162H50V161ZM53 160V162H52ZM63 162H61V161ZM60 161V162H59ZM5 163V164H4ZM8 163V164H7ZM52 163L54 165H52ZM16 164V163H15ZM59 164V165H58ZM2 165V167H1ZM12 166V167H8V166ZM38 165V167H36ZM61 165V166H60ZM69 165V166H68ZM5 166V167H4ZM44 166V167H43ZM104 166V165H103ZM102 165H100L101 169L100 171L103 172L102 170H104L105 173L103 174H108L109 173V168L106 171V165L103 167ZM263 166V167H262ZM21 169H20V168ZM41 167V168H39ZM49 167V168H47ZM67 167V168H66ZM85 167V168H84ZM3 168V169H2ZM11 168V169H10ZM30 168H32L30 170ZM36 168V169H35ZM57 168V169H56ZM72 168V170H70ZM76 168V169H73ZM80 168V169H79ZM121 167H119L120 169ZM261 168V169H260ZM4 169H7V171H5L4 174ZM43 169V170H42ZM55 169V170H54ZM122 169V168H121ZM257 169V170H256ZM12 170V171H11ZM16 170V171H15ZM26 170V171H23ZM33 170V171H32ZM42 170V171H41ZM45 170V171H44ZM54 170V171H53ZM61 170V171H60ZM88 170V172L90 171V173H87L86 171ZM18 171V172H17ZM24 172V173H21ZM32 171V172H31ZM36 171V172H35ZM50 171V172H48ZM57 171V172H56ZM68 171V172H66ZM9 173V176H11V178H9V176H6V173ZM29 172V174L26 173ZM39 172V173H38ZM42 172V174H41ZM47 172V173H45ZM54 172V173H53ZM64 172V173H63ZM249 172V174H248ZM17 173L19 177L17 176ZM31 173V174H30ZM45 173V174H44ZM66 173V174H65ZM85 173V174H84ZM254 174L252 176V174ZM7 177H5L4 175ZM26 177H25V175ZM34 174V176H33ZM36 174V175H35ZM49 176H48V175ZM23 175V176H22ZM29 175V176H28ZM44 175V176H43ZM54 175V176H53ZM58 175V176H57ZM72 175V176H71ZM76 175V176H75ZM88 175V176H87ZM249 175V176H248ZM251 175V176H250ZM259 175V176H258ZM14 176L16 178H14ZM22 176V177H21ZM43 176V177H42ZM47 176V177H46ZM20 177L22 179H20ZM24 177V179H23ZM33 177V179L31 178ZM64 177V178H63ZM80 177V178H79ZM249 177V178H248ZM253 179H251V178ZM48 178V179H47ZM54 178V180H52ZM77 178V179H75ZM114 178L116 179V181H114ZM118 178V179H117ZM248 178V179H247ZM19 179V180H16ZM34 185L31 186V183L27 182L29 181ZM58 179V180H57ZM72 179V180H71ZM75 179V180H74ZM110 179V180H109ZM127 179V180H126ZM139 179V180H138ZM148 179V178H147ZM150 179V178H149ZM9 182H8V181ZM12 180V182H11ZM14 180V181H13ZM27 182V184H29V186H25V182L23 184L22 181ZM27 180V181H26ZM36 180V181H35ZM68 180V181H66ZM78 180V181H77ZM109 180V181H108ZM248 180V181H247ZM3 181V182H2ZM19 182V184L17 182ZM39 181V182H38ZM44 181V182H43ZM105 181V182H103ZM110 181H112V183H110ZM114 181V185L113 187L111 186L113 184ZM128 181V182H127ZM146 183L143 185V183ZM246 183H244V182ZM252 181V182H251ZM254 181V182H253ZM259 181V183H258ZM5 182V183H4ZM17 184H16V183ZM37 182V183H36ZM43 184H42V183ZM48 182V183H46ZM64 182V183H62ZM75 182V183H74ZM79 182V184H78ZM100 184H99V183ZM136 182V184H135ZM252 184H251V183ZM261 182V183H260ZM7 183V186H6ZM12 183V184H11ZM41 183V184H40ZM68 183V184H67ZM97 183V184H96ZM107 183H109L107 185ZM119 183V184H118ZM130 185H129V184ZM240 185L243 184V185ZM257 184V186L259 185V188L261 187V185H263L260 190H258L255 185ZM14 184V185H13ZM23 184L24 188H21L23 186H21ZM64 184V185H63ZM75 184V185H73ZM103 186H102V185ZM118 184V185H117ZM4 185V186H2ZM16 185H18L16 187ZM37 185V186H36ZM129 187H126L128 186ZM140 185V186H139ZM254 185V189L251 186ZM13 186V187H12ZM33 187V189L31 187ZM35 186V187H34ZM77 188H76V187ZM122 186V188H121ZM130 186L133 187L131 188L132 190H134V192L130 189ZM137 186V187H136ZM236 186V187H235ZM244 186V187H243ZM250 186L251 188H247L245 189V187ZM16 187V190L18 191V194L23 191L24 194V203H29L26 201H30V203L28 204V206H30V208L32 206L36 207L35 211H39V212H33L34 211V207L33 210L31 208L32 211V216L29 215L31 213V211H28L24 209V205H20L23 207H21V213H18V210H20V206L18 207L17 205L14 204L13 201H15L14 196L12 197L11 194L17 191L14 189ZM29 187H30V193H29ZM37 187V188H36ZM85 187V188H84ZM99 187V188H98ZM147 187V186H146ZM145 187V189H146ZM19 188V190H18ZM28 188V189H27ZM35 188V189H34ZM39 188V189H38ZM57 188V189H56ZM79 188V189H78ZM113 188V189H112ZM129 188V189H127ZM5 189V191H3ZM11 191H10V190ZM24 189V190H23ZM35 193L34 194L32 191ZM37 189V190H36ZM54 189V190H53ZM82 189V190H81ZM107 189V192L105 191ZM137 189V191H136ZM139 189V190H138ZM222 189V190H221ZM237 189V190H234ZM240 189V190H239ZM249 189H253V190H257L254 191L253 193L256 192V194L254 195L253 193H251V190L248 191ZM27 190V191H26ZM70 190V191H69ZM76 190V191H75ZM114 190V191H112ZM116 190V191H115ZM125 192V193H118V191ZM126 190V191H125ZM127 190L128 192L133 193V195L128 196V194L130 195V193L127 194ZM131 190V191H130ZM141 190V193H143L144 195H142L143 197H145V201L140 200L144 199L141 196V193H139ZM219 190L222 191L219 194ZM229 192V194L227 195L224 191ZM25 191V192H24ZM38 191V193H37ZM103 191V192H102ZM111 191V193H110ZM136 191V192H135ZM217 191V192H216ZM234 191L236 192V194L234 193ZM240 191V192H239ZM248 191L249 193L247 194ZM259 191H263V193H260ZM11 192V193H9ZM72 192V193H71ZM75 192V193H73ZM83 192V193H82ZM90 192V193H88ZM117 192V193H116ZM158 192V191H157ZM192 192V191H191ZM211 192V191H210ZM213 192V190H212ZM211 192V193H212ZM227 195H223L224 193ZM241 192H245L242 196ZM8 193V194H7ZM12 195H15V194ZM79 193V194H78ZM95 193V194H94ZM103 193V194H102ZM110 195H109V194ZM113 193V194H112ZM116 193V197L114 196ZM137 193V194H136ZM189 190H188V194H189ZM222 193V194H221ZM241 195H240V194ZM10 194V195H9ZM36 194L38 196H36ZM66 194V195H65ZM82 194V195H81ZM89 194V195H88ZM105 194V195H104ZM139 194V195H138ZM192 194V193H191ZM214 194V193H212ZM219 194V195H218ZM231 194V195H230ZM253 194V195H252ZM258 194H260L258 196ZM4 197H3V196ZM12 197L10 199H8L9 197ZM27 195V197L25 196ZM34 195V196H31ZM74 197H73V196ZM80 195V196H79ZM124 195V196H123ZM138 195V197H137ZM180 195V193H179ZM190 195V194H189ZM210 195V194H209ZM29 196V197H28ZM76 196V197H75ZM90 196V197H89ZM101 196V197H100ZM123 196V197H122ZM127 196V197H126ZM140 196V197H139ZM150 196V199L148 200L147 198ZM177 196L179 198L175 197ZM202 196V197H201ZM231 196V197H230ZM239 196V197H238ZM248 196V197H245ZM30 197H34V199L30 198ZM43 197V198H42ZM60 199H59V198ZM84 197V198H82ZM93 197V198H92ZM112 197V198H111ZM126 197V198H125ZM169 197V198H168ZM187 197V195L185 196ZM195 197V196H194ZM217 199H215V198ZM227 197V198H226ZM255 197V198H254ZM55 201H53L52 200ZM55 198V199H54ZM96 198V199H95ZM118 198V199H117ZM168 198V199H167ZM194 199L195 201L193 202L191 199ZM6 199V200H5ZM9 201H8V200ZM48 199V200H47ZM83 199V200H82ZM106 199V200H105ZM123 199V200H122ZM152 199L154 201H152ZM160 199V200H159ZM162 199V200H161ZM167 199L168 201H170L168 203V201L164 200ZM170 199V200H169ZM174 199V200H173ZM194 204H191V201ZM253 199V200H252ZM13 200V201H12ZM47 200V201H46ZM52 200V201H51ZM74 200V201H72ZM92 200V201H91ZM99 201V203H103V206L101 205L100 207L97 208L96 204H98L97 201ZM103 200V201H101ZM116 203H115V201ZM136 200V201H135ZM147 200V201H146ZM183 202V206H182V202ZM186 200V201H185ZM187 200H189V202H187ZM215 201V203H213V201ZM251 200V201H250ZM4 203H3V202ZM12 201V202H10ZM35 201V202H34ZM42 201V202H39ZM44 201V202H43ZM46 201V202H45ZM70 201V202H69ZM90 201L92 203H90ZM96 201V202H95ZM140 201V202H139ZM144 203H143V202ZM159 201V202H158ZM161 201V202H160ZM168 203H166V202ZM174 201V202H173ZM176 201V202H175ZM179 201L181 203H179ZM197 201H199L197 203ZM209 201H211L209 203ZM232 201V202H231ZM254 201V202H253ZM10 202V203H9ZM52 202V203H51ZM83 202V203H82ZM89 202V205H88ZM111 204H110V203ZM132 204L135 205L136 207H138V209H141L140 212L142 214L145 215V219H140L139 217L138 220H136L135 218L131 217V216H127V214L125 213H121L122 215V219L120 218V213L118 212L117 209L111 207V205L114 203L118 206V204ZM129 202V203H128ZM188 204H187V203ZM201 202V203H200ZM13 203V204H12ZM43 203V204H42ZM45 203V204H44ZM47 203V204H46ZM61 203V204H60ZM66 203V204H65ZM76 203V206H75ZM81 203V204H80ZM107 203V204H106ZM143 203V204H142ZM158 203V204H157ZM186 203V204H185ZM205 203V204H204ZM230 203V204H229ZM8 204V205H7ZM11 204V205H10ZM34 204V205H32ZM70 204V206H69ZM72 204V205H71ZM84 204V206H83ZM86 204V205H85ZM91 204V205H90ZM106 204V205H105ZM109 204V205H108ZM119 204V205H120ZM138 204V205H137ZM155 204V205H154ZM161 204V205H159ZM164 204V205H163ZM167 204V205H166ZM176 204L178 205L176 206ZM198 206H197V205ZM200 204V205H199ZM214 204V206H213ZM42 205V206H41ZM45 205V206H43ZM47 205V206H46ZM79 205V206H78ZM92 205H95L94 209L92 208ZM100 205V204H99ZM98 205V206H99ZM105 205V210L102 209L104 208ZM115 205V206H116ZM181 205V206H180ZM184 205H187L184 207ZM190 205V206H189ZM192 205V206H191ZM233 205V206H232ZM8 206V207H7ZM11 206V207H9ZM13 206V207H12ZM16 206V207H15ZM38 206V208H37ZM53 206V207H52ZM64 206V207H63ZM67 206V207H66ZM110 206V207H107ZM114 206V207H115ZM116 206V207H117ZM148 206V207H147ZM172 206V207H171ZM174 206V208H173ZM5 207V208H3ZM41 210H40V208ZM44 207V208H43ZM46 207L48 209H46ZM51 207V208H50ZM63 207V208H62ZM68 208L66 210V208ZM73 209H72V208ZM107 207V208H106ZM144 209H143V208ZM161 207V208H160ZM166 207V208H165ZM176 207V208H175ZM182 207V208H181ZM187 207V208H186ZM201 207V208H200ZM254 207V208H253ZM10 208V209H9ZM60 209V211L62 212H58V210ZM77 208V209H76ZM85 208V209H83ZM97 208V209H96ZM102 212H101V210ZM110 210H107L109 209ZM172 208V209H171ZM178 208V209H177ZM180 208V209H179ZM257 208V209H256ZM13 209V210H12ZM70 209V210H69ZM80 209V211H78ZM83 209V210H82ZM91 209V211H90ZM149 209V210H148ZM155 209V210H154ZM158 209V210H157ZM166 209H168L166 211ZM171 209V212L170 210ZM177 209V211H175ZM182 209V210H181ZM11 210V211H10ZM17 210V211H16ZM23 210V211H22ZM54 210V211H53ZM57 210V212H55ZM65 210V211H64ZM69 210V211H68ZM90 212H89V211ZM107 210V211H106ZM113 210V211H112ZM143 210V211H142ZM186 210V211H185ZM4 211V212H3ZM7 211V212H6ZM15 211V212H14ZM43 211V212H42ZM46 211V212H45ZM50 211V212H49ZM77 213V214H75ZM78 211V212H77ZM85 211V212H84ZM117 211V212H116ZM153 211V212H152ZM157 213H156V212ZM162 211V212H161ZM11 212V213H10ZM14 212V213H12ZM41 212V213H40ZM47 212H49L47 214ZM55 212V213H54ZM68 212V213H67ZM73 212V213H72ZM81 212V213H80ZM101 214H100V213ZM115 212V213H114ZM143 212V213H142ZM167 212H169L167 214ZM176 212V213H175ZM183 212V213H182ZM186 212V214H185ZM18 213V214H16ZM29 213V214H27ZM35 213V214H34ZM37 213V214H36ZM40 213V214H38ZM43 213V214H42ZM53 213V214H52ZM58 213V214H57ZM61 213V214H60ZM66 213V214H65ZM87 213V214H86ZM94 213V214H93ZM107 213V214H106ZM114 213V214H113ZM177 213H179L177 215ZM4 214V215H3ZM51 214V215H50ZM57 214V215H56ZM75 214V215H73ZM85 214V216H84ZM89 214V215H88ZM96 214V216H95ZM99 214V215H97ZM119 214V215H116ZM161 214V216H159ZM163 214V215H162ZM171 216H170V215ZM181 214V215H180ZM13 215V216H12ZM28 217H25L27 216ZM35 215V216H34ZM37 215V216H36ZM41 215V217H40ZM46 215V216H45ZM48 216H52L54 215L55 217H53V219H55L53 221V219L50 217L48 218ZM59 215V217H57ZM66 215V216H65ZM71 215V216H70ZM73 215V216H72ZM101 215V216H100ZM114 215V216H113ZM124 215V216H123ZM151 215V216H150ZM3 216V217H2ZM6 216V217H5ZM11 216V217H10ZM15 216V217H14ZM19 216V217H18ZM34 216V217H33ZM45 219L49 221H53L52 225L55 226H51V228L55 229L56 232L54 230L50 231V228H46L45 227H41L39 225L40 221ZM75 216V217H74ZM79 216H83L80 217ZM100 216V217H99ZM119 216V217H118ZM149 216V217H147ZM2 217V218H1ZM23 219H22V218ZM40 217V219H38ZM66 217V218H65ZM109 217V218H108ZM131 217V218H130ZM141 217V218H142ZM180 217V218H179ZM184 217V218H183ZM9 218V219H8ZM21 218V219H20ZM29 218V219H28ZM37 218L38 223L37 224L39 228H32L35 226L32 225L33 221ZM66 219L65 221H63L64 219ZM93 218V219H92ZM116 220V222H112V219ZM151 218V219H150ZM160 218V220H158ZM163 218V219H161ZM179 218V219H178ZM183 218V219H182ZM4 219V220H3ZM8 222H7V220ZM14 219V220H12ZM26 219V221H25ZM58 219V220H56ZM63 219V220H62ZM68 219V220H67ZM72 219V220H71ZM77 219V220H76ZM83 219V220H81ZM87 219V220H86ZM96 219V221H95ZM119 219V220H118ZM121 219V221H120ZM127 219V220H126ZM130 219L131 221H133L135 219V221L137 223H141L139 227L141 230L140 232L141 235L135 230L132 229V231L128 230L130 229ZM133 219V220H132ZM149 219L147 222H145L144 220ZM155 219V220H153ZM19 220V222H18ZM25 224H24V222ZM81 220V221H79ZM99 220V221H98ZM158 220V221H157ZM2 221V222H1ZM14 221V222H13ZM32 221V222H30ZM36 221V222H37ZM44 221V220H43ZM56 221V223L54 224V222ZM58 221V222H57ZM62 221V222H60ZM90 221H93L92 223ZM103 221V222H102ZM109 221V222H108ZM134 221V222H135ZM139 221V222H138ZM152 221V223H151ZM156 221V222H155ZM160 221V223H159ZM162 221V222H161ZM7 222V223H6ZM28 222V223H27ZM68 222V224H67ZM77 222H80L81 224L78 225ZM86 222V224H85ZM105 222V224H104ZM121 222V223H120ZM20 223V224H19ZM29 226L30 223V229H27V224ZM42 223V221H41ZM65 223V225L63 224ZM111 223V224H110ZM117 223V225L115 224ZM147 223V224H146ZM156 223V224H155ZM12 224V225H11ZM17 224V225H16ZM59 224V225H58ZM63 224V225H62ZM67 224V225H66ZM71 224V225H70ZM73 224V225H72ZM90 224V225H89ZM104 224V225H103ZM110 224V225H109ZM138 224V225H139ZM160 224V225H159ZM4 225V226H3ZM15 225V226H14ZM26 225V227H25ZM36 225V226H37ZM62 225V226H61ZM69 225V226H68ZM86 225V226H85ZM94 225V226H93ZM98 225V226H97ZM109 225V226H108ZM123 225V226H122ZM154 227H152V226ZM18 226H20V228H17ZM32 226V227H31ZM35 226V227H36ZM37 226V227H38ZM43 226V223H42ZM60 229H59V227ZM66 226V227H65ZM71 226V227H70ZM78 226V227H77ZM88 226V227H87ZM91 226V228H89ZM102 226V227H100ZM107 226V227H106ZM150 226V227H148ZM156 226V227H155ZM8 227V229H7ZM24 227V229H23ZM74 227V228H73ZM80 227V228H79ZM83 227V228H82ZM111 229H110V228ZM115 227V228H113ZM4 228V229H3ZM22 228V229H21ZM62 228V229H61ZM64 228V229H63ZM73 228V229H72ZM97 230H96V229ZM100 228V230H99ZM120 228V230H119ZM127 228V229H126ZM132 228V227H131ZM146 230H145V229ZM148 228V229H147ZM151 228V229H150ZM3 229V230H2ZM13 229V230H11ZM26 229V230H25ZM33 229V230H32ZM49 229V231H48ZM58 229V230H57ZM76 229V230H75ZM80 229V230H79ZM158 231H156V230ZM159 229V230H158ZM8 230V231H6ZM29 230V231H27ZM38 230V231H37ZM70 230V231H69ZM75 230V231H74ZM84 230V232H83ZM88 230V231H86ZM90 230V231H89ZM145 230V231H144ZM148 230V231H147ZM153 230V231H151ZM11 233H10V232ZM13 231V232H12ZM20 231V232H19ZM23 231V232H22ZM38 232L37 234L35 233ZM48 231V232H47ZM94 231V232H93ZM105 231V232H104ZM119 231V232H118ZM147 231V232H146ZM156 231V232H155ZM4 232V233H3ZM7 232V233H6ZM17 234H16V233ZM26 232H28L29 234L26 235ZM44 232V233H43ZM46 232V233H45ZM73 232V233H72ZM82 232V233H81ZM87 232V233H86ZM129 232V233H128ZM138 234H137V233ZM10 233V234H9ZM33 233V234H32ZM58 233V234H57ZM81 233V234H80ZM89 233H91L89 235ZM94 233V234H93ZM102 233V234H101ZM114 233H116L114 235ZM144 233V234H143ZM19 234V235H18ZM22 234V235H21ZM24 234V235H23ZM43 234V235H42ZM47 234V235H46ZM49 234V236H48ZM60 234V235H59ZM71 234V235H70ZM74 234V235H73ZM78 234V235H76ZM82 234H84L82 236ZM88 234V235H86ZM97 236H96V235ZM118 234V235H117ZM131 234V235H130ZM149 234V235H148ZM13 235V236H12ZM29 235V236H28ZM34 235V238L36 237L39 241H37V243L40 242V248L46 249V250H42L39 248V250H41L40 252L37 251L38 249H31L29 247V245H23L24 240L27 242L26 239L23 238H30ZM36 235V236H35ZM47 239H46V236ZM52 235V236H51ZM70 237H69V236ZM76 236V237H73ZM81 235V236H80ZM127 235V236H126ZM133 235V236H132ZM143 235V236H142ZM2 236V237H1ZM3 236H5L3 238ZM8 236V237H7ZM12 236V237H11ZM15 236V237H14ZM37 236H41V238L39 239ZM45 236V237H44ZM63 236V237H62ZM80 236V238H78ZM88 236V237H87ZM90 236V237H89ZM101 236V237H100ZM130 236V237H128ZM132 236V237H131ZM137 241H135L136 239ZM21 237V238H20ZM87 237V238H85ZM10 238V240L8 239ZM14 238V239H13ZM33 238V237H32ZM33 238V240H34ZM35 238V241L37 240ZM72 238V239H71ZM76 238V239H75ZM143 238V239H142ZM8 239V240H7ZM41 239H45L46 242H43ZM56 239V240H55ZM82 239V240H81ZM89 239V240H88ZM103 239V240H102ZM108 239V240H107ZM126 239V240H125ZM5 240V241H4ZM23 240V241H22ZM52 240V241H51ZM58 240V242H57ZM62 240V241H61ZM121 240V242H120ZM129 240V241H128ZM142 240V241H141ZM15 241V243H14ZM67 241V242H66ZM69 241V243H68ZM77 241H80L79 243ZM92 241V242H91ZM149 241V242H148ZM10 242V244H9ZM23 242V243H22ZM55 242V243H54ZM63 242V243H61ZM66 242V243H65ZM72 242V243H71ZM74 242V243H73ZM35 244L38 246V244ZM44 243V244H43ZM52 243V244H51ZM57 243V244H56ZM90 243V244H89ZM145 243V244H144ZM13 244V245H12ZM30 244V243H29ZM33 244V243H32ZM66 244V245H65ZM74 244V245H73ZM87 244V245H86ZM100 244V245H99ZM132 244V245H130ZM6 245V246H5ZM22 245L24 247H22ZM48 245V246H46ZM80 245V246H79ZM137 245V246H136ZM8 246V249H7ZM12 246H16V251L18 254H20V256L24 259V261L19 260L17 257H6V253L9 250V247ZM21 246V247H20ZM28 246V247H27ZM45 246V247H44ZM73 246V247H72ZM26 247V250L24 249ZM87 247V248H86ZM30 248V249H28ZM59 248V249H58ZM64 248V249H63ZM73 248V249H72ZM97 248V249H96ZM23 249V252L20 251ZM32 250V251H31ZM48 250V251H47ZM58 250V251H57ZM77 250V251H76ZM89 250V251H88ZM102 250V251H101ZM108 250V251H107ZM26 251V252H25ZM29 251V252H28ZM34 251V252H33ZM63 251V252H62ZM72 251V252H71ZM60 252V253H58ZM66 252V253H64ZM69 252V253H68ZM36 253V254H35ZM38 253H41L38 254ZM43 253V254H42ZM73 255H72V254ZM23 254V255H21ZM32 254V255H31ZM35 254V255H34ZM38 254V255H37ZM64 254V255H63ZM29 255V256H28ZM62 255V256H61ZM25 258H24V257ZM28 256V257H27ZM34 256V258L32 257ZM38 256V257H37ZM41 256V257H40ZM72 256V258H71ZM99 256V257H98ZM27 257V260H25ZM32 259H31V258ZM43 257V258H42ZM59 257V258H58ZM67 257V258H66ZM8 258V259H7ZM30 258V259H29ZM36 258V259H35ZM50 258V259H49ZM60 258L61 261L59 260ZM7 259V260H6ZM12 262H10V260ZM17 259V260H16ZM66 260L62 261V260ZM29 260V261H28ZM32 260V261H31ZM46 260V261H45ZM99 260V261H98ZM34 261V262H33ZM36 261V262H35ZM38 261V262H37ZM43 261V262H42ZM3 262V263H2ZM27 262V263H26ZM29 262V263H28ZM8 263V264H9Z\"/></svg>","mask_w":264,"mask_h":264}]
</instances>
